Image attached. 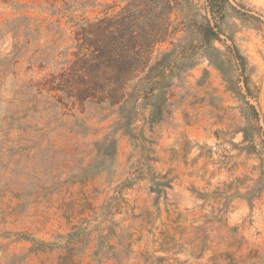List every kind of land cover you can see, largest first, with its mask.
<instances>
[{
    "label": "rangeland",
    "instance_id": "rangeland-1",
    "mask_svg": "<svg viewBox=\"0 0 264 264\" xmlns=\"http://www.w3.org/2000/svg\"><path fill=\"white\" fill-rule=\"evenodd\" d=\"M112 1L0 0V264H264V0H231L228 18L255 97L203 60L145 145L119 131L108 171H87L118 106L73 27Z\"/></svg>",
    "mask_w": 264,
    "mask_h": 264
},
{
    "label": "trees",
    "instance_id": "trees-1",
    "mask_svg": "<svg viewBox=\"0 0 264 264\" xmlns=\"http://www.w3.org/2000/svg\"><path fill=\"white\" fill-rule=\"evenodd\" d=\"M103 7L102 16L73 24L76 45L89 49L83 56L89 70L100 66L104 72V86L98 87L118 106L115 128L97 143V158L87 171L97 165L108 171L117 155L119 131L145 145V129L163 120L175 81L203 60L234 82L244 98L256 96L248 58L228 28V18L238 11L231 0H113ZM164 43L170 47L161 51L158 45ZM244 103V143L253 149L262 128L256 106ZM156 178L153 172L158 185Z\"/></svg>",
    "mask_w": 264,
    "mask_h": 264
}]
</instances>
